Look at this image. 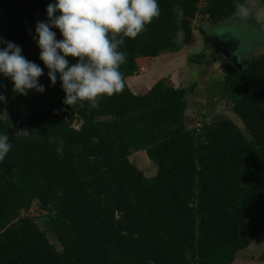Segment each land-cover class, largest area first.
Wrapping results in <instances>:
<instances>
[{
    "label": "trees",
    "instance_id": "trees-1",
    "mask_svg": "<svg viewBox=\"0 0 264 264\" xmlns=\"http://www.w3.org/2000/svg\"><path fill=\"white\" fill-rule=\"evenodd\" d=\"M53 2L0 0V38L40 65L45 87L20 96L0 76L7 100L0 133L13 143L0 161V264H234L264 234V54L240 69L213 42L212 29L235 16L233 0H159L160 17L121 49V71L126 80L139 76L153 59L184 50L201 15L211 27L201 33L217 55L189 63H225L215 97L229 101L244 128L226 117H203L201 128H191L187 110L198 83L176 88L161 80L133 93L126 82L97 109L65 105L59 75L52 86L32 39ZM179 26L182 44L174 42ZM22 130L31 135L17 137ZM136 152L147 154L155 176L132 163ZM35 205L61 250L30 216Z\"/></svg>",
    "mask_w": 264,
    "mask_h": 264
},
{
    "label": "clouds",
    "instance_id": "clouds-1",
    "mask_svg": "<svg viewBox=\"0 0 264 264\" xmlns=\"http://www.w3.org/2000/svg\"><path fill=\"white\" fill-rule=\"evenodd\" d=\"M233 2L242 24L255 21L264 27V8L254 9L247 0ZM176 11L183 15L182 9ZM46 12L47 21H37L32 39L40 49L39 59L48 69L51 85H56L59 75L63 103L70 107L87 103L91 109H97L102 98L124 90L126 78L121 66L127 62V54L121 49L127 39L135 40L161 15L159 0H54ZM57 29L62 39H57ZM184 38L179 26L174 42L182 44ZM69 57L77 62L70 63ZM43 75L40 65L23 55L22 47L0 38V76L11 80L15 94H43ZM6 103L5 95L0 94V104ZM30 135L28 130L16 133L17 137ZM50 141L63 144L59 137ZM12 149L9 134L0 133V161Z\"/></svg>",
    "mask_w": 264,
    "mask_h": 264
},
{
    "label": "rangeland",
    "instance_id": "rangeland-1",
    "mask_svg": "<svg viewBox=\"0 0 264 264\" xmlns=\"http://www.w3.org/2000/svg\"><path fill=\"white\" fill-rule=\"evenodd\" d=\"M247 3L254 9L264 8V0H248ZM205 6L206 2H203L201 4V9ZM193 25L195 31L190 46L188 45L183 52V54L189 53L187 58L188 62L189 57L200 53H205L208 57H215L217 55L215 45L207 41L201 33L202 29L206 31L211 27L201 15H198L194 19ZM224 25L225 26H219L211 31V35L214 37L213 42L218 47L224 46L223 48L231 53H236L240 58V62L243 64L248 63L251 58L264 54V27L256 24L255 21H249L246 25L242 24L236 15L232 19L226 21ZM205 67L207 66L196 68L197 70H191L190 66L186 68V66L183 65L179 66L172 74L165 73L163 77L165 81L173 82L175 80L173 82L175 85L184 84L189 87L198 83L199 89L196 96L198 97L197 100L201 101L202 107H196L194 101L191 103L192 105L188 111V119L191 121V128L194 127L196 123L203 120V117H205L208 123H212L217 118L226 117L233 120L241 128H244L241 121L232 112V105L229 101L222 98L217 100L216 98L218 95L217 92L219 91H216L213 85L222 84L226 71L225 63L219 62L207 68ZM130 159L132 163L144 172L146 177L152 178L156 175L157 168L154 163L149 160L145 152H136ZM30 216L47 232L50 242L54 244L57 249L61 250V245L56 235L47 228L43 215L36 205L31 211ZM263 252L264 234L257 238L248 249L239 253L234 264H264V261L260 260Z\"/></svg>",
    "mask_w": 264,
    "mask_h": 264
},
{
    "label": "crops",
    "instance_id": "crops-1",
    "mask_svg": "<svg viewBox=\"0 0 264 264\" xmlns=\"http://www.w3.org/2000/svg\"><path fill=\"white\" fill-rule=\"evenodd\" d=\"M189 46H190V44H189ZM184 51L185 50H182L178 53L163 54L160 57L153 59V61L151 62V69L149 70V72L142 74V75H139V76L130 77L126 80L131 91L133 93H138L142 90H150L154 85H156L157 82L164 80L163 77L165 76V73L172 74L177 70V68L179 66L185 65L186 68H188L190 66L191 70H194V69L197 70L196 68L203 67V66H197V65L190 64L188 62V59H187L189 53L183 54ZM217 63H219V62H217ZM205 68H207V67H205ZM173 82H171V83H173ZM173 85L176 88H178V87H184V88L186 87L187 88V86L184 84L175 85L173 83ZM197 98L198 97H196L195 100L194 99L190 100L189 108L187 110V118H188V111L190 110V107L192 105L191 103L193 101H194V104L196 107H199V108L202 107L201 101H198ZM188 121H190V120L188 119Z\"/></svg>",
    "mask_w": 264,
    "mask_h": 264
},
{
    "label": "water",
    "instance_id": "water-1",
    "mask_svg": "<svg viewBox=\"0 0 264 264\" xmlns=\"http://www.w3.org/2000/svg\"><path fill=\"white\" fill-rule=\"evenodd\" d=\"M222 55L228 59L232 64L237 65L240 69H242L243 64L240 63V59L237 55L231 53L227 49L220 50Z\"/></svg>",
    "mask_w": 264,
    "mask_h": 264
},
{
    "label": "built area",
    "instance_id": "built-area-1",
    "mask_svg": "<svg viewBox=\"0 0 264 264\" xmlns=\"http://www.w3.org/2000/svg\"><path fill=\"white\" fill-rule=\"evenodd\" d=\"M198 128H201L202 127V124L199 122V123H197V125H196Z\"/></svg>",
    "mask_w": 264,
    "mask_h": 264
},
{
    "label": "flooded vegetation",
    "instance_id": "flooded-vegetation-1",
    "mask_svg": "<svg viewBox=\"0 0 264 264\" xmlns=\"http://www.w3.org/2000/svg\"><path fill=\"white\" fill-rule=\"evenodd\" d=\"M220 50H222L223 48H221V47H218ZM225 49V48H224ZM234 54H236V53H234ZM239 57V56H238Z\"/></svg>",
    "mask_w": 264,
    "mask_h": 264
}]
</instances>
